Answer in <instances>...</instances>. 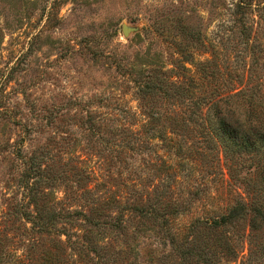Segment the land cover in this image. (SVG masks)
I'll return each instance as SVG.
<instances>
[{"label":"trees","instance_id":"16d2710c","mask_svg":"<svg viewBox=\"0 0 264 264\" xmlns=\"http://www.w3.org/2000/svg\"><path fill=\"white\" fill-rule=\"evenodd\" d=\"M252 12L259 13L257 26L264 27V0L235 1L231 30L235 36L242 30L250 58L243 70L233 49L188 27H182L185 44L171 42V63L148 50L144 62L117 65L135 84L139 112L83 119L97 169L84 166L73 152L70 168H57L49 152L18 154L25 165L24 193L12 212L0 217V264H13L3 259L6 240L15 233L8 228L11 218L22 221L30 236L28 251L16 260L21 264H141L138 237L149 230L166 238L170 250L162 264H264L259 238L264 234V49L246 21ZM154 27L145 32L154 33ZM137 159L141 166L133 163ZM222 159L231 186L243 188L246 196L174 233L173 221L207 195L210 178L223 169ZM103 160L110 182L98 170ZM114 178L123 188L109 186ZM197 181L201 184L194 188ZM59 188L65 189V199L56 198ZM244 221L246 255L243 236L234 234Z\"/></svg>","mask_w":264,"mask_h":264},{"label":"rangeland","instance_id":"374dc122","mask_svg":"<svg viewBox=\"0 0 264 264\" xmlns=\"http://www.w3.org/2000/svg\"><path fill=\"white\" fill-rule=\"evenodd\" d=\"M235 1L0 0V217L7 211L10 214L11 205L24 193L21 179L25 165L20 153L30 157L49 152L57 168L64 164L70 168V156L75 154L87 162L84 166L97 169V152L85 140L90 132L83 119L109 113L125 118V110L139 112L135 84L126 77L125 69L118 70L119 63L130 67L144 62L148 50L153 57L162 53L164 61L171 63V42L183 43V28L188 27L204 30L215 45L224 42L238 54V68H247L250 58L241 41L242 30L237 36L231 30ZM258 16L252 12L246 21L258 31L255 43L264 49V27L257 26ZM155 22L159 23L156 28ZM123 26L131 30L128 36ZM151 26L164 36L147 34ZM199 57L208 59L209 55ZM138 159L133 161L135 166L142 165ZM102 163L98 170L105 174L103 180L110 182L107 164ZM222 166L217 177L210 178L207 195L194 204L192 212L173 221L174 233H184L195 218L209 219L225 212L246 196L243 188L237 191L231 186L225 159ZM111 172L117 173L115 169ZM114 180L109 186L123 188L118 186L120 179ZM199 184L197 181L194 188ZM55 196L65 199V189L56 190ZM9 226L15 233L6 240L4 250L8 253L3 259L21 264L16 260L28 251L30 236L20 220L11 218ZM248 229L245 221L234 229L237 238L245 239L241 243L245 255ZM159 235L149 230L138 237L141 264H162L161 258L169 253L165 236L161 240ZM259 238L264 243V234L259 233ZM255 240L258 242L256 235Z\"/></svg>","mask_w":264,"mask_h":264},{"label":"water","instance_id":"95a60500","mask_svg":"<svg viewBox=\"0 0 264 264\" xmlns=\"http://www.w3.org/2000/svg\"><path fill=\"white\" fill-rule=\"evenodd\" d=\"M130 31L131 30L127 26H123V33H124L125 36H128Z\"/></svg>","mask_w":264,"mask_h":264}]
</instances>
